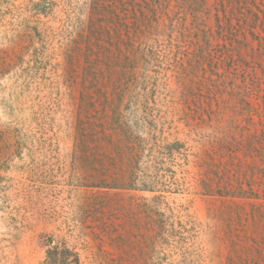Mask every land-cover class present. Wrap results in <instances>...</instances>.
<instances>
[{"label":"rangeland","instance_id":"rangeland-1","mask_svg":"<svg viewBox=\"0 0 264 264\" xmlns=\"http://www.w3.org/2000/svg\"><path fill=\"white\" fill-rule=\"evenodd\" d=\"M264 264V0H0V264Z\"/></svg>","mask_w":264,"mask_h":264},{"label":"trees","instance_id":"trees-1","mask_svg":"<svg viewBox=\"0 0 264 264\" xmlns=\"http://www.w3.org/2000/svg\"><path fill=\"white\" fill-rule=\"evenodd\" d=\"M49 257L62 258L64 264H81L79 255L68 246L55 245L49 250Z\"/></svg>","mask_w":264,"mask_h":264}]
</instances>
